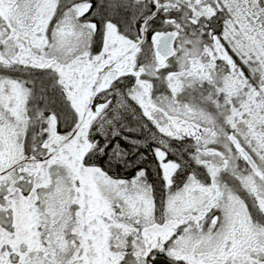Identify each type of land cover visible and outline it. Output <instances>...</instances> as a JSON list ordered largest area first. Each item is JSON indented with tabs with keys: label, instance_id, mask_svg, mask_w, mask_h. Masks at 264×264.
Instances as JSON below:
<instances>
[{
	"label": "snow or ice",
	"instance_id": "snow-or-ice-1",
	"mask_svg": "<svg viewBox=\"0 0 264 264\" xmlns=\"http://www.w3.org/2000/svg\"><path fill=\"white\" fill-rule=\"evenodd\" d=\"M0 264H264V0H0Z\"/></svg>",
	"mask_w": 264,
	"mask_h": 264
}]
</instances>
